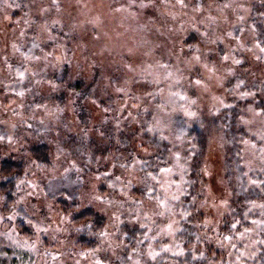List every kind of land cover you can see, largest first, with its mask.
Returning <instances> with one entry per match:
<instances>
[{
  "label": "clouds",
  "instance_id": "9594fccd",
  "mask_svg": "<svg viewBox=\"0 0 264 264\" xmlns=\"http://www.w3.org/2000/svg\"><path fill=\"white\" fill-rule=\"evenodd\" d=\"M0 264H264V0H0Z\"/></svg>",
  "mask_w": 264,
  "mask_h": 264
}]
</instances>
